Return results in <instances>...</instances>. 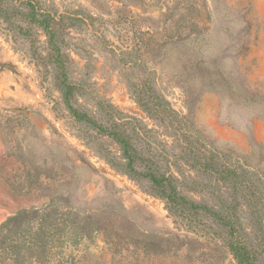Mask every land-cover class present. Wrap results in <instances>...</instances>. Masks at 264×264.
<instances>
[{"label": "rangeland", "instance_id": "1", "mask_svg": "<svg viewBox=\"0 0 264 264\" xmlns=\"http://www.w3.org/2000/svg\"><path fill=\"white\" fill-rule=\"evenodd\" d=\"M34 2L76 89L67 100L27 7L0 0V225L29 212L2 235L16 264H238L226 228L178 216L125 170L100 130L113 123L139 169L173 173L182 194L215 209L221 183L198 163L219 151L259 191L228 196L237 228L264 246V0Z\"/></svg>", "mask_w": 264, "mask_h": 264}, {"label": "trees", "instance_id": "2", "mask_svg": "<svg viewBox=\"0 0 264 264\" xmlns=\"http://www.w3.org/2000/svg\"><path fill=\"white\" fill-rule=\"evenodd\" d=\"M18 3L27 7L26 18L28 22L37 24L49 36V43L51 45L49 59L55 64L57 70L56 80L59 88L64 92L65 98L68 100L75 91L76 86L67 80L61 53L57 45L52 41L54 35L52 18L49 14L41 13L40 8L37 7V3L34 0H18ZM148 111L152 112L149 107ZM155 111L159 112V109L156 108ZM72 112L77 119L92 122L86 112H77L74 109H72ZM100 130L112 137L120 145L122 157L126 159L125 170L129 173L148 178L154 194L165 201L170 211L178 216L192 220L197 219L201 213L210 215L223 228H226L224 229L225 235L223 241L238 264H264V246L251 242L237 228V207L232 204V201H229L228 196L229 188L232 192L244 197L247 196L248 190H252L255 193H259V191L253 188V185L244 181V176L239 172L237 167L225 163L219 151L207 149L199 157L198 163L201 171L215 177L221 183L222 189H218L220 207L215 209L208 207L206 204L195 202L182 194L178 189L176 177L173 173L166 174L159 171L156 166L152 167L147 164L143 167L140 165L141 169H139L137 167L139 160H141L139 151L132 144L128 135L116 128V123ZM250 200L248 199V201ZM27 214L29 212H18L0 225V257L2 260L10 261V264H16V244L14 243L12 246L5 245L4 240H2L3 232L17 229L19 222Z\"/></svg>", "mask_w": 264, "mask_h": 264}]
</instances>
